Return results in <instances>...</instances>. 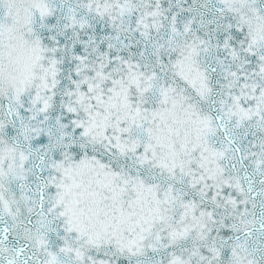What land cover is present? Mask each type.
Segmentation results:
<instances>
[{"label":"snow or ice","instance_id":"1","mask_svg":"<svg viewBox=\"0 0 264 264\" xmlns=\"http://www.w3.org/2000/svg\"><path fill=\"white\" fill-rule=\"evenodd\" d=\"M0 264H264V0H0Z\"/></svg>","mask_w":264,"mask_h":264}]
</instances>
